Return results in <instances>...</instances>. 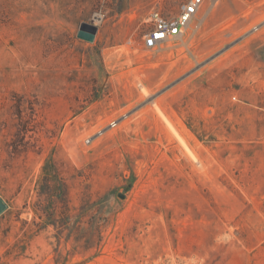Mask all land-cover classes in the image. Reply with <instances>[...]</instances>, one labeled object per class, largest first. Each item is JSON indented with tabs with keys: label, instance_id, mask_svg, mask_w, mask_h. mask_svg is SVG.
<instances>
[{
	"label": "rangeland",
	"instance_id": "1",
	"mask_svg": "<svg viewBox=\"0 0 264 264\" xmlns=\"http://www.w3.org/2000/svg\"><path fill=\"white\" fill-rule=\"evenodd\" d=\"M179 1L0 0V264H264V0Z\"/></svg>",
	"mask_w": 264,
	"mask_h": 264
},
{
	"label": "built area",
	"instance_id": "2",
	"mask_svg": "<svg viewBox=\"0 0 264 264\" xmlns=\"http://www.w3.org/2000/svg\"><path fill=\"white\" fill-rule=\"evenodd\" d=\"M205 0H180L175 12L167 10L159 3L155 5L147 17L149 30L143 34V46L148 50L171 48L173 44L182 42L184 32L188 26L198 18L204 9ZM264 29V18L251 29V34ZM264 53V49H263ZM117 121L109 123L110 128L117 125ZM89 143V140H87Z\"/></svg>",
	"mask_w": 264,
	"mask_h": 264
},
{
	"label": "water",
	"instance_id": "3",
	"mask_svg": "<svg viewBox=\"0 0 264 264\" xmlns=\"http://www.w3.org/2000/svg\"><path fill=\"white\" fill-rule=\"evenodd\" d=\"M98 28L92 24L83 22L79 26L77 37L87 42H93L95 40ZM5 209L4 203L0 200V213Z\"/></svg>",
	"mask_w": 264,
	"mask_h": 264
},
{
	"label": "bare ground",
	"instance_id": "4",
	"mask_svg": "<svg viewBox=\"0 0 264 264\" xmlns=\"http://www.w3.org/2000/svg\"><path fill=\"white\" fill-rule=\"evenodd\" d=\"M190 26H188V28H189Z\"/></svg>",
	"mask_w": 264,
	"mask_h": 264
}]
</instances>
